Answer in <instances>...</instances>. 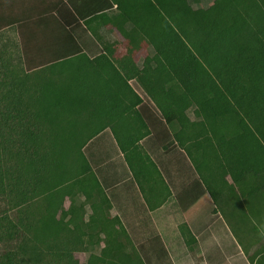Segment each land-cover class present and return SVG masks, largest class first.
<instances>
[{"label": "trees", "instance_id": "1", "mask_svg": "<svg viewBox=\"0 0 264 264\" xmlns=\"http://www.w3.org/2000/svg\"><path fill=\"white\" fill-rule=\"evenodd\" d=\"M188 2L107 1L87 14L77 10L79 22L72 27L68 19L51 17L53 9H62L61 2L47 3L37 18H33L36 7L14 18L0 14V117L6 123L19 118L23 103L25 113L34 121L26 131L22 128L25 150L33 148L24 166L19 160L16 169H4L1 153L7 152L6 141L0 139V216L10 211L6 189L20 191L22 183L27 191L11 203V209L43 203L36 226L30 228L32 237L25 240L34 249L31 261L43 255L36 252L41 246L42 251L60 256L67 264H150L151 259L137 248L124 226L113 219L111 203L99 183L87 178L90 166H83L84 147L107 129L126 154L151 134L137 110L142 99L129 84L135 77L170 125L172 141L189 154H202L216 145L222 151L225 172L238 185L243 174L258 173L260 163L264 169V0ZM114 6L113 27L137 49H129L118 59L106 47L105 52L90 58L79 42V32L86 28L100 39L93 23H98L100 11ZM7 27L22 28L19 70L27 74L39 70L42 76L26 75L21 82L11 67L12 57L3 48ZM143 43L153 51L138 69L134 54ZM20 90L27 93L26 101ZM6 96L13 101L7 104ZM214 104L215 110H222L215 114L226 113L235 126H210ZM189 109L201 119V126L195 122L187 126ZM206 136H212L215 145L207 143ZM256 190H252L253 196ZM181 231L192 249L195 237L187 226ZM101 237L99 253L91 252ZM261 246L254 255H247L252 264H264V242ZM4 249L0 264H16L17 251ZM81 249L90 252L86 262L74 258Z\"/></svg>", "mask_w": 264, "mask_h": 264}, {"label": "crops", "instance_id": "2", "mask_svg": "<svg viewBox=\"0 0 264 264\" xmlns=\"http://www.w3.org/2000/svg\"><path fill=\"white\" fill-rule=\"evenodd\" d=\"M45 1L62 3L60 5L62 9L60 11L53 9L51 17L68 19L69 27L74 26L77 20L79 22L77 10L87 14L96 10L97 4L99 6L102 3L101 6H105L107 1L112 2V0ZM116 7L98 13L99 21L97 24L93 23L92 27L95 28L100 39L93 37L86 28L79 32V42L90 58L105 52L106 47L113 50L114 57L118 59L127 55L129 49H137L129 44L125 34L117 27H113ZM138 50L135 51L134 61L136 67L142 69L145 59L152 55L153 49L143 43ZM129 84L142 99L137 110L151 134L142 139L138 148L128 154L120 149L109 129L92 139L83 149L85 162L91 168L87 178L97 181L103 189L111 203L113 219L118 226H124L137 248L142 249V253L151 259L150 264H196L194 261L196 258L192 253L196 247L197 257H201L199 264H215L212 258L215 257L213 252L217 247L222 253L224 250L230 252L229 255L224 256L227 258H223L224 264H235L229 262L233 259H239L238 262L247 264L246 254L237 246L227 224L219 220L217 211V198L223 199L229 194L223 189L224 185L228 187L235 185L233 176L226 173L225 169L224 172L218 171L219 180L212 175L206 176L210 168L199 162L203 167L201 172L186 148L170 138L171 131L168 128L170 125L166 123L161 111L151 100L146 88L136 77L129 80ZM192 110L189 109L186 113L191 120L187 126H191V122L201 126V119L195 118ZM221 111L215 110V104L212 106L210 126H235L234 119L226 113L220 117L215 114ZM178 113L183 114L181 109H178ZM204 140L215 145L212 136H206ZM211 149L218 159L219 167L223 170L225 162L222 151L216 145H212ZM261 164L258 173L250 172L241 176L243 188L240 193L246 195L245 189L252 192L254 188H257L256 195L264 192V169L262 170ZM205 176L210 177V180H207L213 183V187H221L213 191L214 196L210 193L211 189L206 184ZM251 192L247 194L250 195ZM190 194H194V197ZM185 197L189 198L186 200ZM182 226H187L196 239L192 249L185 242ZM160 241L162 244L158 246L155 242ZM164 242H173L174 245L170 248ZM166 249L170 254L165 256Z\"/></svg>", "mask_w": 264, "mask_h": 264}, {"label": "rangeland", "instance_id": "3", "mask_svg": "<svg viewBox=\"0 0 264 264\" xmlns=\"http://www.w3.org/2000/svg\"><path fill=\"white\" fill-rule=\"evenodd\" d=\"M187 5H188V1ZM47 2L45 0H0V14L6 15L9 18L19 17L22 16L23 12H27L31 10V7L34 9L36 7V13L33 15V18H37L39 16V13L44 12L46 8ZM32 13V11H31ZM30 13V14H31ZM22 27V26H21ZM21 27H7L4 29V37H3V48H5L13 60V65L11 66L14 70L17 71V73L20 75L21 82H24L26 75L31 76V78L35 77V75L38 73V76H42V73H39V70H32L31 72L24 73V71L19 70L18 67H20L19 60L17 59L18 54H22V48L24 47V41L21 39ZM28 84V83H27ZM31 84V82H29ZM19 92V91H18ZM23 97V101H26L27 99V93L26 95L22 90L20 92ZM7 98V104L10 101H13L10 96H6ZM4 103H2V106ZM25 106L23 103L20 104L19 108H21V115L19 118H10L7 123L5 122V119H1L0 117V139L3 141H6V151L2 152L1 155L3 157V164L4 169L7 171H10L12 169H16L14 166H16V163L19 161L23 166L26 164L28 159L30 158V154L33 151V148H31V151L28 152L25 150V142L26 140H23L22 137V128L24 127L26 131V126H32L34 121L32 119V116L25 113ZM4 109V106L2 110ZM5 110V109H4ZM27 110L33 111V108L28 107ZM18 119V121H17ZM6 123V125H5ZM30 123V124H29ZM230 134V133H229ZM22 142V143H21ZM191 149L188 148V151ZM26 152V155L24 154ZM191 154V155H190ZM189 155L192 157L193 162L197 164L198 169L202 172L203 167L201 166V163L208 165L210 172L206 174V176L212 175L215 176L218 180L220 178V175L218 171L224 172V169L221 170V168L218 165V159L213 153V150L208 147L204 150V153H195V151L190 153ZM203 155H207L209 157L204 158ZM213 162V164H212ZM84 164V163H83ZM88 164L85 163L83 166H87ZM224 174V173H223ZM17 175V174H14ZM205 175V174H204ZM204 177L205 181L207 182L208 188L211 189L210 193L213 195L214 190L220 189L221 187H213L210 181V177ZM144 183V182H143ZM23 184V183H22ZM20 185V191L19 189H11L12 192L9 191V188L7 190V206H9V212L6 213L4 216H0V252H3L4 247L9 248L8 250H15L17 251V263L16 264H67L66 260L61 258L60 256H56L54 253H45L42 251L41 246H38L36 249L37 255L38 253H42L43 255H40L41 257L36 261H31L30 256H33L31 251L34 252V249L32 248V244L30 242L26 243L25 240L32 237L33 230L30 231V228H33L34 224L36 223L37 218L39 217V213L42 209L43 203H39L35 206H25L22 209H11L13 205L11 203H14L20 199V193H24L27 191V186ZM146 185V182H145ZM241 188H243V183L241 182L240 185L236 184L233 186H226L224 185V188L229 194L226 195L223 199H218L217 203V211L219 215V220H223L228 228L230 229V233L235 237L236 244L238 247L242 249L244 254L254 255L257 251L262 249V243L264 242V192H260V194H257L256 196H251V194L248 192L247 189H245L247 192L246 195L243 194V192L240 193ZM237 189L239 191H237ZM231 190V191H230ZM193 195L194 194H190ZM214 196V195H213ZM22 197V195H21ZM189 197H185L187 200ZM197 198H199V195H197ZM202 198V196H201ZM69 202L66 203V208H68ZM216 209V206H215ZM17 213V215H15ZM87 219L89 218V213L86 215ZM218 221V220H217ZM219 222V221H218ZM185 227V226H184ZM26 235V236H25ZM96 247L94 249H91V252L93 253H99V247L103 243V237L101 239L95 240ZM158 246L161 243L155 242ZM166 246L173 247L174 243H165ZM23 246L24 248L19 250V247ZM98 246V247H97ZM231 250V249H230ZM160 251V249H159ZM197 247L194 249L193 257L196 264H199L201 257H197ZM246 252V253H245ZM90 252H86L83 249L77 251L74 253L75 260H79L80 262H86L88 260ZM163 253V252H161ZM230 252H226L225 250L223 253L221 252L220 248L217 247L215 252L213 254L215 257H213V261L215 264H224V256L229 255ZM166 254H170L167 249L165 251ZM199 254V253H198ZM221 254V255H220ZM145 255V254H143ZM248 256V257H249ZM36 257V255L34 256ZM227 259V258H225ZM99 262L103 263L104 260L101 256L98 258ZM247 264H252V262L247 258ZM239 259H233L232 261H229L230 263L235 262V264H242L238 262Z\"/></svg>", "mask_w": 264, "mask_h": 264}]
</instances>
